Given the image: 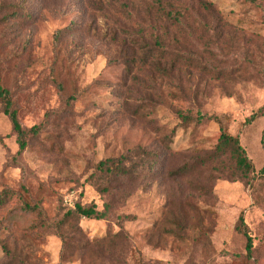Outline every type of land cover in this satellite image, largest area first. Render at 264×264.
I'll return each instance as SVG.
<instances>
[{"label":"rangeland","instance_id":"rangeland-1","mask_svg":"<svg viewBox=\"0 0 264 264\" xmlns=\"http://www.w3.org/2000/svg\"><path fill=\"white\" fill-rule=\"evenodd\" d=\"M22 1L30 21L9 25L0 13V82L13 95L21 126L41 129L17 154L0 103V189L26 190L54 223L61 209L84 198L100 209L113 204L104 219H80L94 249L62 259L61 241L51 233L33 239L27 264H264V0H204L212 12L200 0H160L191 26L169 27L171 49L210 53L219 68L216 75L193 71L172 80L158 79L138 59L140 25L151 30L152 20L161 28L170 23L158 17L156 0ZM179 115L194 122L175 132L166 155L157 127L169 132ZM220 127L238 137L255 173L247 181L220 178L203 198L189 188L190 177L167 175L185 160L182 150L212 149ZM137 145L160 152L154 173L143 171L137 181L112 184L111 195L99 196L88 183L95 164ZM11 206L0 209V220ZM127 215L132 219L122 221ZM240 215L257 249L250 260L243 258L246 238L236 230ZM31 220L8 216L1 236L11 233L25 245ZM112 234L114 247L95 252L98 240Z\"/></svg>","mask_w":264,"mask_h":264},{"label":"trees","instance_id":"trees-1","mask_svg":"<svg viewBox=\"0 0 264 264\" xmlns=\"http://www.w3.org/2000/svg\"><path fill=\"white\" fill-rule=\"evenodd\" d=\"M156 2L158 5L156 12L159 15L158 17L166 21V23H170L161 28L152 20L154 25L152 24L151 30L149 27L145 28V26L140 25L138 35L144 44V48L138 59L142 63L150 65L153 70H156L158 72V79L161 80L171 79L173 75L181 73H184L188 77L193 71H197L200 75H216L219 73V68L216 69L213 65L210 53L208 55L198 54L197 56L193 55V52L187 48L171 49L170 38H168L169 27H178L180 24L183 27L186 25V28L191 26H189L190 23H187V17L184 16V13L167 12L168 10L164 8L165 6L162 5L160 0H156ZM198 2L203 10L213 11L208 2L204 0ZM151 12V8L145 10L148 19H150ZM0 13H2V21L7 24L9 23V25H12L15 21L17 23H25L32 19L22 0L1 1ZM64 30H56L54 34L55 40L59 41ZM215 38L217 39V34ZM175 41L176 45L180 43L178 39H175ZM58 74H61V72ZM54 81L58 88H63L57 77H55ZM12 96L11 91L0 82V103L15 134L18 145L17 154H20L26 149L29 139L37 134L41 126H31L28 128L21 126ZM74 97L71 94L68 99H74ZM141 112L145 113V110L143 111L142 109ZM178 119L180 124L171 128L169 132L167 129H158L157 127V131L160 134L163 132L160 143L166 155L173 152L171 143L176 136L175 132L178 129L187 130L190 123L194 122L192 117L184 115H179ZM182 151L185 154V160L179 166L169 171L167 176L175 179H184L186 176L190 177L189 188L194 191L193 193L199 194L203 198L211 197L213 183L220 178L226 177L233 180L247 181L255 173L253 163L247 157L238 137L229 134L222 127H220L212 149L206 150L188 147ZM159 160V151L149 150L144 146L137 145L118 156H110L99 160L88 177V183L99 196H109L114 192L112 184L117 189V185L122 183L123 180L137 181L143 171L148 175H152L154 173V165ZM160 172L162 173V171ZM259 173L264 175V165L260 168ZM10 203H12V206L7 211V217L0 220V249L4 255V261L1 264H27L26 259L30 257V252L34 249L33 239H40L51 233L57 235L61 241L62 259H68L67 256L70 257L76 252L80 256H83L87 251L92 250L93 247L91 245L95 241L84 239L79 225L80 219L82 217L87 219H104L107 212L113 206L112 202L106 201L104 207L100 209L97 208L94 200L88 201L84 198V200L76 202L74 208L61 209V216L54 223L49 220L41 204L35 201L26 190L20 191L9 187L1 188L0 209L8 206ZM195 213L199 214L198 211H195ZM8 216L12 220L17 216L32 218L31 224L27 229L31 237L23 240L25 245L23 243L19 244L11 233L1 236L3 231L5 232V229L8 228L6 224ZM125 217L121 218L123 219L122 221L124 219H132L129 215ZM2 221H4V224ZM236 230L241 232L246 238L243 258L247 260L255 258L257 249L253 245L252 237L246 231L242 215L237 220ZM115 236L117 235L112 234L110 238L106 237L98 240L95 247L98 250H95V252H102L105 248L109 250L113 248L114 243L111 239ZM260 249L264 252V247H260Z\"/></svg>","mask_w":264,"mask_h":264}]
</instances>
